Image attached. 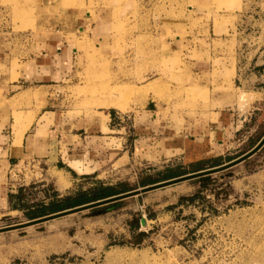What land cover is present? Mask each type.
Segmentation results:
<instances>
[{
	"label": "rangeland",
	"instance_id": "1",
	"mask_svg": "<svg viewBox=\"0 0 264 264\" xmlns=\"http://www.w3.org/2000/svg\"><path fill=\"white\" fill-rule=\"evenodd\" d=\"M102 9L113 12V33L99 41L79 32L84 13L90 10L92 20H97ZM229 26L234 31L226 41ZM61 27L78 35H69L77 48L72 75L50 90H35L33 96L41 100L27 116L15 112L16 125L52 106L78 117L103 115L109 109L127 115L150 101L155 108L172 104L193 110L204 105L210 79L217 84L231 78L228 67L238 59L241 31L243 58L251 59L257 46L264 48V0H0V30L7 33V41L33 34L42 43ZM12 43L19 48L20 42ZM193 62L210 63L212 70L201 65L198 71ZM20 63L14 57L13 65ZM30 100L28 107L33 106ZM261 111L237 133L229 157L243 155L263 137L264 108ZM175 164L168 169L181 175L194 170ZM159 165L144 175L161 179L163 163ZM133 166L108 165L101 178L83 180L71 192L101 181L119 190L141 188L134 171L144 165ZM16 174L27 199H33L22 207L58 192L42 163L22 162ZM211 175L207 186L188 180L125 199L103 213L90 209L0 233V264H264V149ZM137 200L143 206L151 204V213L139 208ZM145 213L154 221L139 230L148 236L132 244L130 221ZM28 220L21 210L0 228Z\"/></svg>",
	"mask_w": 264,
	"mask_h": 264
},
{
	"label": "crops",
	"instance_id": "2",
	"mask_svg": "<svg viewBox=\"0 0 264 264\" xmlns=\"http://www.w3.org/2000/svg\"><path fill=\"white\" fill-rule=\"evenodd\" d=\"M108 10L102 9L97 20H92L93 12L87 10L79 32L99 41L108 37L113 33V12ZM233 31L225 36L226 41L232 40ZM241 33L238 59L228 67L231 78L225 79L223 89L218 90L213 89L224 82L215 78L217 84H213L210 79L209 100L193 110L172 104L155 108L150 101L127 115L109 109L103 115L73 117L52 106L41 108L35 116L16 125L14 113L23 111L27 116L41 100L33 96L35 90H50L71 77L77 48L69 35H78L61 27L46 35L42 43L33 34L7 41V33L0 30V223L15 212H26L21 206L28 200L26 187L21 188L23 183L16 174L22 162L42 163L57 185L58 192L44 196L42 202L47 203L55 194L63 197L72 193L83 180L101 178L100 173L108 165L113 169L144 165L134 172L138 183L147 186L160 181L144 173L158 170L162 163L164 174L169 164H187L195 172L229 160L237 133L251 121L252 114H261L264 108V48L257 46L259 50L254 49L251 59L243 58L245 37ZM15 40L20 42L19 48L12 45ZM16 56L21 61L17 66L13 65ZM209 64L193 62L197 69L207 65L211 71ZM30 98L32 107H28ZM152 192L156 191L145 194ZM137 201L139 208L144 212L148 208L151 213V204L143 206ZM145 215L139 229L154 221Z\"/></svg>",
	"mask_w": 264,
	"mask_h": 264
},
{
	"label": "trees",
	"instance_id": "3",
	"mask_svg": "<svg viewBox=\"0 0 264 264\" xmlns=\"http://www.w3.org/2000/svg\"><path fill=\"white\" fill-rule=\"evenodd\" d=\"M264 149V147L262 148ZM233 158H230L229 160H232ZM221 163H218L216 165H210L208 167H214V166H218ZM205 168V167H204ZM203 169V168H201ZM182 173H175L173 170L171 169H167L166 173L163 174V177L161 179H159V181L161 180H167L170 178H174L177 176H181ZM212 179V175H207V176H203L200 177L196 180H198L199 182H201V184H205V186H207L206 183H208V180ZM145 185V184H144ZM119 186L122 187V183H119ZM130 189H124L119 190L117 185H111V184H105L103 182H99L98 184L89 187L87 189H78L73 193L67 194L63 197H59L57 194H55V196L53 197V199H51L49 202L45 203V202H37V203H33L31 205H27L24 206L22 208H24L26 210V214L27 217L30 219H34V218H38L41 216H45L51 213H55L58 211H62L68 208H73L82 204H86V203H90L99 199H104L113 195H117L123 192H126ZM200 193H197L195 195H199ZM195 195L188 197L190 199H188L189 201L194 200ZM184 197H181L177 203V205L182 204ZM124 200L121 201H117L114 203H110L108 205H104V206H100V207H96L90 210L91 213L93 214H99V213H103L109 210H112L114 208H116L117 206H119ZM21 207V206H20ZM140 220L141 217H133L130 221V228L133 232V240L130 241V243L135 244V245H139L143 242V240L148 236V234L144 231H140L139 227H140Z\"/></svg>",
	"mask_w": 264,
	"mask_h": 264
},
{
	"label": "water",
	"instance_id": "4",
	"mask_svg": "<svg viewBox=\"0 0 264 264\" xmlns=\"http://www.w3.org/2000/svg\"><path fill=\"white\" fill-rule=\"evenodd\" d=\"M264 147V135L263 137L260 139V141L252 148L250 149L248 152L244 153L243 155L230 160L224 164L218 165V166H214L211 168H207V169H202L199 171H195L192 173H187L178 177H174L171 179H167L164 181H160L151 185H147V186H143L141 188H137V189H133L127 192H123L117 195H113L104 199H99L90 203H86V204H82L73 208H68L62 211H58L55 213H51L45 216H41L38 218H34L25 222H21L18 224H13V225H9V226H5V227H1L0 228V233L3 232H8V231H12V230H16V229H21V228H25V227H29V226H33V225H37L40 223H44L53 219H57L60 217H64L67 215H71L74 213H78V212H82L85 210H90L96 207H100V206H104V205H108L110 203H114L117 201H121V200H125L131 197H135V196H139L141 194L150 192V191H154L157 189H161L167 186H171L174 184H178L184 181H188V180H193V179H197L203 176H207V175H211L214 173H218L221 171H225L228 170L240 163H243L244 161H246L247 159L251 158L252 156H254L255 154H257L262 148Z\"/></svg>",
	"mask_w": 264,
	"mask_h": 264
}]
</instances>
